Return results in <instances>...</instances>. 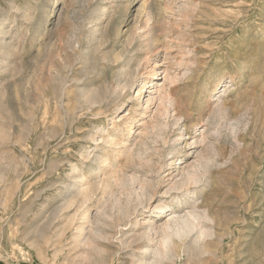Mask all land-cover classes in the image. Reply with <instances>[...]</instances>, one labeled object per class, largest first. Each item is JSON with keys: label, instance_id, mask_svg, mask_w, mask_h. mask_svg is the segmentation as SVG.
<instances>
[{"label": "rangeland", "instance_id": "obj_1", "mask_svg": "<svg viewBox=\"0 0 264 264\" xmlns=\"http://www.w3.org/2000/svg\"><path fill=\"white\" fill-rule=\"evenodd\" d=\"M121 70L129 86L82 105ZM113 167L117 184L57 210L72 175L85 189ZM191 210L197 244L177 231ZM155 261L264 264V0H0V264Z\"/></svg>", "mask_w": 264, "mask_h": 264}, {"label": "bare ground", "instance_id": "obj_2", "mask_svg": "<svg viewBox=\"0 0 264 264\" xmlns=\"http://www.w3.org/2000/svg\"><path fill=\"white\" fill-rule=\"evenodd\" d=\"M149 8H150V6H149ZM124 9H126V8H124ZM123 9V10H124ZM149 11V10H148ZM150 11H152V9L150 10ZM126 10L123 12V13H121L122 15L119 17L120 18V20H119V23L121 22H123V17L126 15ZM149 13V12H148ZM92 16H94V15H92ZM62 17V16H61ZM69 25H71V24H69ZM40 26V25H39ZM120 24H119V27L118 28H116L117 29V32H121V30H120ZM137 27V26H136ZM140 27V26H139ZM144 27V26H143ZM156 27V26H155ZM71 28V27H70ZM141 28V27H140ZM139 28V29H140ZM144 28H146V27H144ZM143 28V29H144ZM75 29V28H74ZM79 29V28H78ZM116 29L114 30V33H115V31H116ZM131 29H133V27L131 28ZM139 29H137V30H139ZM40 31V33L42 34V35H47L48 33L46 32V31H43L42 32V30H40V28H38L37 27V29H36V31ZM44 30V29H43ZM50 30V29H49ZM128 30V29H127ZM146 30V29H145ZM148 30V29H147ZM153 30H154V23H153V25L150 27V29L148 30L149 32H153ZM131 32H132V30H130ZM143 31V30H142ZM148 32V33H149ZM47 33V34H46ZM70 33L71 32H69L68 31V33L67 34H65V36H64V38H63V42H64V44L63 45H66L67 47L68 46H70L69 45V43L71 42V40L69 39V37L71 36L70 35ZM92 33H94V30H92L91 29V34ZM123 33V32H122ZM127 33V32H126ZM136 33V32H135ZM142 33V32H141ZM133 34H134V32H133ZM41 35V36H42ZM115 35V34H114ZM130 36H131V34H129ZM147 34H145V36H146ZM149 35V34H148ZM142 36V35H141ZM150 36V35H149ZM149 36H146V37H149ZM42 37H44V36H42ZM140 37V36H139ZM157 37V36H156ZM151 38V40L153 39V38H155V37H153V35L150 37ZM127 39V38H126ZM142 39H143V37H142ZM148 39V38H147ZM59 40H61V39H59ZM131 40V39H130ZM94 41V40H93ZM116 41V40H115ZM114 41V42H115ZM126 41V40H125ZM132 41V40H131ZM154 41V40H153ZM156 41V40H155ZM154 41V42H155ZM122 42V41H121ZM121 42H120V44H121ZM127 42H128V39H127ZM126 42V43H127ZM146 43H147V41H145ZM144 43V42H143ZM145 43V44H146ZM149 43H150V41H149ZM128 44H130V43H128ZM75 45V44H74ZM151 48V47H150ZM125 51H126V48L124 47V45H123V50H121L119 53H112V57H113V62H118L126 53H125ZM130 51V50H129ZM128 51V52H129ZM54 52H55V50H53L52 48L49 50V52H48V54L45 56V57H43V58H41V59H39L38 57H36L35 58V61L33 62V66H32V68L33 67H35V68H33L35 71H32V75L33 76H35V74L38 72L39 74H40V76H41V78L45 75H43V73L44 72H46V70L45 69H48L47 67L49 66V65H51V62H52V60H53V57H54ZM115 52V51H114ZM36 56V55H35ZM135 57H136V55H135ZM124 58V57H123ZM130 59H132L131 58V56L127 59V61L125 62V66L127 65V63H129V60ZM123 60V59H122ZM125 60V59H124ZM139 60V59H138ZM84 62V61H83ZM53 63V62H52ZM131 64V63H130ZM119 65V64H118ZM123 65V64H122ZM32 69V70H33ZM50 69V68H49ZM126 69L128 70V67H126ZM130 69V68H129ZM131 72V71H130ZM37 73V74H38ZM37 74H36V76H37ZM38 74V75H39ZM119 74V75H118ZM118 74H111L109 77H107L106 79H103V81H102V83L100 84V85H98L96 88H92V89H89V90H82V91H80V95H81V97H82V105L83 106H85V107H87V108H92L93 107V105H95L96 103H98V102H102V101H108L109 102V97H110V95L112 94V93H114L115 92V90L116 89H118V88H124L125 86H129V83H130V81H129V72H127V71H125V70H121V71H119V73ZM118 75V76H117ZM120 77V78H119ZM34 78V77H33ZM39 78V77H38ZM132 78V77H131ZM35 79V78H34ZM121 80H122V82H121ZM35 81V80H34ZM132 81V80H131ZM32 82H33V80H32ZM36 82H37V80H36ZM33 85H34V82H33ZM37 87V86H36ZM229 88L231 87V84L228 86ZM36 89V88H35ZM63 89V88H62ZM87 89V88H86ZM227 90V89H226ZM119 93V92H118ZM223 93H225V92H223ZM115 95V94H114ZM113 95V96H114ZM140 96V95H139ZM138 97V96H137ZM115 98H116V95H115ZM80 99V98H79ZM111 100H113V99H111ZM110 100V101H111ZM113 102V101H112ZM225 103H223V106H224V110H226L227 108L225 107V105H224ZM230 109L232 108V106H228ZM222 109V110H223ZM93 110V109H92ZM221 110V111H222ZM90 111V110H89ZM227 111V110H226ZM225 112V111H224ZM223 113V112H222ZM224 114V113H223ZM209 118V117H208ZM214 118V117H213ZM176 119H177V116H176ZM131 120V119H130ZM178 120V119H177ZM133 122V121H132ZM176 123V122H175ZM127 126H129V123L126 125V127ZM128 128V127H127ZM179 135H180V133L179 134H177L176 135V138H174L175 139V141H177V137H179ZM104 140V142H114L112 139H110V138H104L103 139ZM94 161H96V162H104L105 160L103 159L102 160V158H101V156H99V154L98 155H95V156H93V158H92ZM111 163V162H110ZM111 165H114V163L113 164H111ZM104 166V165H103ZM90 168V167H89ZM91 168H92V166H91ZM93 169V168H92ZM96 169V168H95ZM94 169V170H95ZM93 171V170H92ZM112 172H111V174L107 177V178H105V179H100V181L99 182H96V183H93V184H90L88 187H86L85 189H81L80 188V186H81V181H83V179H84V175H72V177L75 179L74 181H72V182H65V184L63 185L64 186V190H66V191H69L70 192V189L71 188H73V187H75V191L73 192L72 191V193H70V194H68L67 195V197H65L67 200H68V198H69V200H68V202H67V200H65V202H64V204H61L60 205V207H59V209H57V210H61L62 208H65L66 206H68L69 204H71L72 203V201H71V198H75V200H77V202H78V208L80 207V208H82L83 206H85L86 205V203L90 200V199H92V196H93V194H95V191L96 190H98V189H100L101 190V192L102 193H104L105 192V190L107 189V188H110L111 187V184L113 183V182H116V184H117V179L119 178V173L118 172H122L123 170L122 169H117V168H112V170H111ZM125 171V170H124ZM206 171H207V167H205V166H201V169H199V171H193V172H191V173H189L188 175H187V179L185 180V182L187 183V184H191V183H196L197 184V186H198V188L199 189H201L202 188V186L204 187V185H206V184H209V183H207L208 182V180L205 178V179H203L204 178V174L206 173ZM77 178V179H76ZM211 179V178H210ZM185 185V184H184ZM199 189H197V190H199ZM195 191V190H194ZM97 192V191H96ZM68 193V192H67ZM191 193V192H190ZM195 193V192H194ZM78 196H80V198L79 199H77V197ZM192 196H194V194H192ZM191 196V197H192ZM193 198V197H192ZM77 206V205H76ZM57 208V207H56ZM87 208H88V206H86V209H83V214H84V216H86V211H87ZM54 213V215L55 214H57V213H55V211H53ZM56 212H58V211H56ZM185 214V213H184ZM202 215L200 214V213H198V212H196L195 210H191V211H188L184 216H183V218L181 219V220H179L178 222H177V231L178 232H181L180 234H186V233H189V232H192L193 230H196L195 231V233H196V236H195V242H196V244H197V241L202 237V236H204L205 237V235H206V233L205 232H207V228H208V226L206 225V224H204L203 223V221L201 220L202 219ZM205 218V217H204ZM188 236V235H187ZM170 244V243H169ZM175 244V243H174ZM173 244V245H174ZM175 246V245H174ZM166 248V247H165ZM189 249H190V247H189ZM160 250V249H159ZM168 250H170L169 248H168ZM168 250H167V252H168ZM172 250H174L175 251V249H172ZM166 252V253H167ZM160 253H162V251L160 252ZM164 253V252H163ZM170 253V252H169ZM169 253H168V255H169ZM190 253V252H189ZM159 254V253H158ZM160 255H162V254H160ZM200 255H201V253H200ZM163 257V256H162ZM192 257V256H191ZM157 261H159V259L157 260ZM157 261H155L157 264H160V263H158ZM160 262V261H159Z\"/></svg>", "mask_w": 264, "mask_h": 264}]
</instances>
